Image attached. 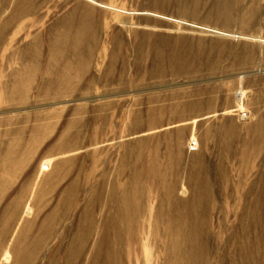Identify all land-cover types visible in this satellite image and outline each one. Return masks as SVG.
Masks as SVG:
<instances>
[{
    "label": "rangeland",
    "instance_id": "1",
    "mask_svg": "<svg viewBox=\"0 0 264 264\" xmlns=\"http://www.w3.org/2000/svg\"><path fill=\"white\" fill-rule=\"evenodd\" d=\"M174 217L264 264V0H0V264H173Z\"/></svg>",
    "mask_w": 264,
    "mask_h": 264
},
{
    "label": "bare ground",
    "instance_id": "2",
    "mask_svg": "<svg viewBox=\"0 0 264 264\" xmlns=\"http://www.w3.org/2000/svg\"><path fill=\"white\" fill-rule=\"evenodd\" d=\"M198 200L199 198L195 200L194 205H191V210L197 205ZM185 230L186 229L180 225V221L177 217L172 218L171 227L167 233L166 252L167 258H170L173 264H194L197 260L196 239H191L189 232L187 234ZM14 254L17 258H21L20 251H17ZM111 258L112 257L110 256L109 259Z\"/></svg>",
    "mask_w": 264,
    "mask_h": 264
},
{
    "label": "crops",
    "instance_id": "3",
    "mask_svg": "<svg viewBox=\"0 0 264 264\" xmlns=\"http://www.w3.org/2000/svg\"><path fill=\"white\" fill-rule=\"evenodd\" d=\"M80 38V37H79Z\"/></svg>",
    "mask_w": 264,
    "mask_h": 264
}]
</instances>
